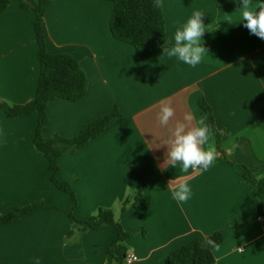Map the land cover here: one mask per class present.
<instances>
[{"label": "crops", "instance_id": "crops-1", "mask_svg": "<svg viewBox=\"0 0 264 264\" xmlns=\"http://www.w3.org/2000/svg\"><path fill=\"white\" fill-rule=\"evenodd\" d=\"M9 1L0 15V102L18 105L35 96L38 47L34 13L20 8L31 0ZM161 3L166 41L152 50L113 39L109 1L53 0L47 7L46 49L72 53L87 90L78 102L48 103L42 137L73 138L114 109L119 116L83 148L59 158L57 180L70 186L74 202L53 186L48 162L33 145L36 116L9 119L0 109V217L36 204L0 223V264H114L107 255L113 227L84 224L99 208L112 210L131 234L123 246L136 260L124 264H168L172 252L194 240L204 244L217 232L224 240L213 250V264H264V220L256 219L264 205V39L231 24L242 0ZM194 10L205 14L201 43L208 53L191 67L163 49L174 45L175 31ZM162 103L175 110L169 127L185 113L193 114V125L199 119L207 125L200 103L209 107L222 139L219 160L207 170L184 173L165 161L161 142L168 128L157 119ZM232 162L255 176L253 185ZM175 177L191 188L183 204L172 198ZM137 193L150 197L146 208L135 203Z\"/></svg>", "mask_w": 264, "mask_h": 264}, {"label": "trees", "instance_id": "trees-1", "mask_svg": "<svg viewBox=\"0 0 264 264\" xmlns=\"http://www.w3.org/2000/svg\"><path fill=\"white\" fill-rule=\"evenodd\" d=\"M52 1L31 0L30 6L20 3L21 9L31 8L34 13L32 26L38 47L37 59L39 64L36 92L34 98L24 104L8 105L0 102V109L9 119L30 115L36 116L33 145L36 151L45 157L48 162L50 181L53 186L57 190L68 194L75 202L70 186L57 180L59 158L65 154L77 152L90 140L103 134L110 127L112 121L119 116V113L114 109L110 114L93 120L73 138L56 135L45 140L42 137V131L48 123L46 112L48 103L55 99L75 103L85 97L87 90V77L74 55L69 52L50 54L46 49L42 19ZM106 1L111 2L113 5L109 19V30L114 40L130 45L137 50L158 49L165 44L166 33L162 8L154 6L153 0ZM9 3V0H0V15L5 12ZM200 106L205 113L207 126L213 134L215 148L219 152L222 135L214 126L209 107L205 103H200ZM230 164L237 167L238 174L244 181L254 184L255 176L247 168L234 162ZM149 202V196H143L141 193L135 195V203H138L141 208H146ZM35 205L13 209L8 214L0 217V223H8L18 214L28 212ZM127 205L128 202H123L122 212ZM258 213L264 216V205L258 207ZM84 224L89 230H96L102 226L113 227L115 233L111 245L107 249V255L114 261V264H124L126 250L123 243L131 237V234L123 229L112 210L99 208L96 214L91 216ZM208 239L220 245L224 237L217 232L210 235L204 244L194 240L172 252L167 259L168 264H213L214 249L208 247Z\"/></svg>", "mask_w": 264, "mask_h": 264}, {"label": "clouds", "instance_id": "clouds-1", "mask_svg": "<svg viewBox=\"0 0 264 264\" xmlns=\"http://www.w3.org/2000/svg\"><path fill=\"white\" fill-rule=\"evenodd\" d=\"M153 4L162 6L161 0H153ZM204 15L194 10L183 26L175 31L174 45L170 48L164 46L163 54L169 58L175 57L191 67L201 63L208 53L201 43L206 27L202 22ZM235 19L237 22L231 24H244L250 33L264 39V0H242ZM174 116L175 110L170 103H162L157 119L161 127L168 128V137L161 142V146H167L165 161L173 168L179 166L184 173L189 169L194 172L207 170L219 155L211 142L210 128L202 119L193 125L194 116L191 113H185L183 120H177L174 126L169 127V121ZM170 184L174 200L183 204L190 199L191 188L186 180L175 177ZM207 245L210 249L219 250V245L213 240L208 239Z\"/></svg>", "mask_w": 264, "mask_h": 264}, {"label": "built area", "instance_id": "built-area-1", "mask_svg": "<svg viewBox=\"0 0 264 264\" xmlns=\"http://www.w3.org/2000/svg\"><path fill=\"white\" fill-rule=\"evenodd\" d=\"M258 221H262L264 220V218H262L261 216H257L256 218ZM241 250V249H240ZM126 262L128 263H133L136 260V257L134 254H129L126 258H125Z\"/></svg>", "mask_w": 264, "mask_h": 264}]
</instances>
